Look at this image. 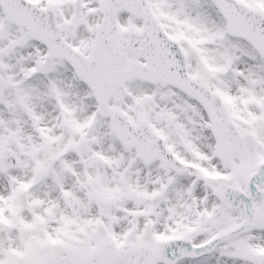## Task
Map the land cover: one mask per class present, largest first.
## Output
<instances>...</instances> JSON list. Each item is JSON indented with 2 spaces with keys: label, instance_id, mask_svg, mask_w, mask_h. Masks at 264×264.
<instances>
[{
  "label": "snow or ice",
  "instance_id": "obj_1",
  "mask_svg": "<svg viewBox=\"0 0 264 264\" xmlns=\"http://www.w3.org/2000/svg\"><path fill=\"white\" fill-rule=\"evenodd\" d=\"M0 264H264V0H0Z\"/></svg>",
  "mask_w": 264,
  "mask_h": 264
}]
</instances>
